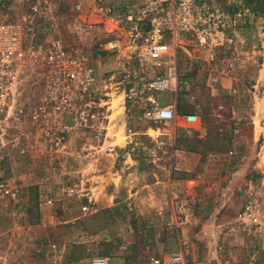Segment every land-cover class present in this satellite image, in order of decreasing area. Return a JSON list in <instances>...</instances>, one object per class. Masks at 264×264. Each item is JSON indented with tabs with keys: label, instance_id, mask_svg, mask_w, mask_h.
I'll return each mask as SVG.
<instances>
[{
	"label": "rangeland",
	"instance_id": "rangeland-1",
	"mask_svg": "<svg viewBox=\"0 0 264 264\" xmlns=\"http://www.w3.org/2000/svg\"><path fill=\"white\" fill-rule=\"evenodd\" d=\"M134 1L113 3L121 14ZM212 1L230 9L237 4L236 0ZM14 4L11 10H16ZM60 32L69 45L88 48L99 74L97 93L102 91V103L109 108L108 132L115 149L112 154L98 152L95 140L66 127L64 118L59 119L62 152H21L28 138L44 130L28 111L40 96L42 78L38 71L26 72L20 86L26 138L20 143L0 142V183L15 191L14 196L0 192V264H90L99 256L108 257L110 264H156V260L171 264L174 253L181 254L182 260L173 264H264V13L245 17L235 30L234 45L212 50L185 40L187 45L176 54V87L144 90L133 100L124 98L121 75L128 67L139 71L138 66L127 63L123 53L105 49L109 36L95 28L84 37L63 25ZM106 70L113 71L110 80ZM146 71L155 77L165 66H147ZM150 95L161 104H172L175 118L146 119L143 107L150 105ZM188 111L195 112L198 120L184 125L182 115ZM147 125L159 128L146 135ZM117 136L120 144L114 140ZM156 136L163 138L164 149L152 148L148 137ZM128 150L133 160L123 159ZM90 151L96 153L94 159L84 155ZM106 167L114 170L115 183L119 182L115 186L122 189L121 174L128 169L157 179L164 175L165 180L155 186L164 193L155 196L172 205L168 203L159 227L143 220L151 178L140 180L136 172L135 191H120L116 208L96 207L93 190L104 179L95 174L108 171ZM85 181L92 195L87 211L81 208L87 202L81 192H65L71 185L83 191ZM45 196L53 198V205L45 202ZM112 216L118 218L109 223L107 217ZM157 234L168 238L175 252L149 253L147 247Z\"/></svg>",
	"mask_w": 264,
	"mask_h": 264
},
{
	"label": "built area",
	"instance_id": "built-area-1",
	"mask_svg": "<svg viewBox=\"0 0 264 264\" xmlns=\"http://www.w3.org/2000/svg\"><path fill=\"white\" fill-rule=\"evenodd\" d=\"M236 1V7L230 9L212 0H136L126 4L118 14L113 0H3L0 142L20 143L26 138L22 131L24 103L20 86L26 72L38 71L42 78L40 96L28 111L33 122L42 124L44 130L42 135L28 138V145L21 152L27 149L62 152L63 123L60 124L59 119L64 118H67L66 127L89 134L97 143L98 152H114L115 145L111 144L108 132L109 108L102 103V91L97 93L99 74L85 44L74 47L65 41L60 32L62 25L69 32L84 37L99 29L110 37L105 43L106 50L123 53L127 63L138 66L139 71L128 67L121 75L125 84L124 98L133 100L144 90L165 91L176 87V54L178 48L187 45L185 40L196 41L212 50L234 45L235 30L243 25L247 15L257 12L254 10L256 0ZM10 4H14L16 10H11ZM162 65L164 72L149 77L147 66ZM112 73L105 71L108 80L114 77ZM150 96L147 101L150 105L143 107L146 119L167 122L175 118L172 104H161ZM182 120L184 125H191L196 123L198 115L188 111L182 115ZM84 155L94 159L96 153L90 151ZM86 182L82 183L83 191L77 190L76 185L65 188L68 195L81 192L79 195L87 201L81 206L83 211H87L92 202L90 190L84 185ZM0 192L14 196L15 191L10 185L0 183ZM45 202L53 205L54 200L45 196ZM249 207L246 205L247 210ZM172 259L180 262L182 255L174 253ZM90 264H110V259L94 257ZM156 264L163 263L156 260Z\"/></svg>",
	"mask_w": 264,
	"mask_h": 264
},
{
	"label": "crops",
	"instance_id": "crops-1",
	"mask_svg": "<svg viewBox=\"0 0 264 264\" xmlns=\"http://www.w3.org/2000/svg\"><path fill=\"white\" fill-rule=\"evenodd\" d=\"M151 99H154V97L151 95L150 96ZM145 128L147 130H144L143 132L147 135L148 133V130L149 132H154L156 131V129H158L159 127H153L152 125H147L145 126ZM119 129V127L117 128H114V131H117ZM155 133V132H154ZM117 134V133H116ZM115 134V135H116ZM132 134H136V132L132 133ZM122 136L124 137V135H120L119 134V137ZM150 139V142H152V148L154 147H161L162 149H164L165 147V144L161 145L162 144V141H163V138L161 136H156V137H148ZM118 139V136L117 138L114 140L116 141V143L118 144L119 141H117ZM120 144V143H119ZM161 145V146H160ZM112 154V153H111ZM100 157H103V156H100ZM129 158L130 160H133L132 159V154L129 152V150L127 152H124L123 153V159H127ZM105 160V158L101 159V162ZM108 169V167H106ZM127 173H122L121 176L123 177L124 179V185L122 186V188H117V186H115L116 184L119 185V182L118 183H115L117 182L116 181V178H115V174H114V170H111V169H108V171H98L97 174H95L96 177L98 176H101L104 181L103 182H100L98 183L97 185V189H94L93 191L96 193V196H97V200H98V206H96L98 209H108L109 207L111 208H116V206H118V202L119 201V197H120V191L122 190H127L129 191V194L131 192H134L135 191V186L136 184L135 183H132L133 181V176L135 175V170L133 169H128L127 171H125ZM139 172V171H138ZM136 172V176H140L139 179L141 180H149L151 178V180H149L150 182L147 184V191H148V195L147 196V205H145V208H147V213L144 214L145 216L143 217L144 219V222L146 224H148L149 226L153 227V226H160L164 221H165V218L167 216V208L169 205H172V203H170L168 200L166 199H158L157 196H155L156 194H158L160 191L162 193L163 192V189H160L159 191H157L155 189V186H157V184L163 180H165V177L164 175H159V178L157 179V175L156 177L155 176H151L149 175L147 172H144V171H141V172ZM118 173V172H117ZM118 180V179H117ZM92 182V181H91ZM106 183V185H105ZM129 186L131 188H129ZM92 187H94L92 185ZM154 196V199H152L151 196ZM169 203V205H168ZM118 217H107V219H110L109 223H114L116 220H117ZM121 220H123V218H121ZM107 224V223H105ZM158 226V227H159ZM126 229V228H125ZM124 230V227H122V230ZM153 240V243L152 245L148 246L147 247V251L149 253H161V254H164V255H167V254H172V252H175V251H172L169 247V242L167 240H169L168 238H164L163 235H160V234H157L156 237H153L152 238ZM175 263V262H173ZM171 263V264H173Z\"/></svg>",
	"mask_w": 264,
	"mask_h": 264
},
{
	"label": "trees",
	"instance_id": "trees-1",
	"mask_svg": "<svg viewBox=\"0 0 264 264\" xmlns=\"http://www.w3.org/2000/svg\"><path fill=\"white\" fill-rule=\"evenodd\" d=\"M249 1H253V0H249ZM255 4L256 6L254 7V10L264 13V0H256Z\"/></svg>",
	"mask_w": 264,
	"mask_h": 264
}]
</instances>
